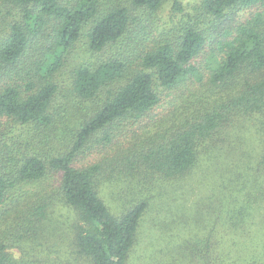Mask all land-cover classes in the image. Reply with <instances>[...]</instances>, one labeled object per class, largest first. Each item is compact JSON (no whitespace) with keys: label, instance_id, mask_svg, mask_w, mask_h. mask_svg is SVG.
<instances>
[{"label":"trees","instance_id":"1","mask_svg":"<svg viewBox=\"0 0 264 264\" xmlns=\"http://www.w3.org/2000/svg\"><path fill=\"white\" fill-rule=\"evenodd\" d=\"M166 1L0 0V264H264V0Z\"/></svg>","mask_w":264,"mask_h":264},{"label":"rangeland","instance_id":"2","mask_svg":"<svg viewBox=\"0 0 264 264\" xmlns=\"http://www.w3.org/2000/svg\"><path fill=\"white\" fill-rule=\"evenodd\" d=\"M175 1H181L189 13L193 12L194 8L199 6L200 3V0H167L165 3L164 11L160 15V20H162V23L160 24L161 27L164 25L165 22H169V19L172 18L173 16L172 5ZM81 57L84 59L89 58V56L84 51H82L73 61H75L77 64L81 60ZM160 217L162 218V214L157 213V211L150 213L146 217L143 225L144 227L140 231V235H139V246H137V249L132 254L130 264H142V262L144 261L143 257L147 258L144 264H148V261L150 262L149 264H151L152 261L151 258L153 255L154 258H157L158 264H160V262H166L168 258L167 251H169V247L165 245L166 239L165 237H163L164 231H162L163 228L161 227ZM64 228L67 229V225H64ZM60 241L61 240L54 242L52 241L53 243L50 245V247H48L50 248L49 254L51 256L50 260H52V264L54 262H57L56 260L58 261L60 260L59 257L61 252L59 246H63L62 245L63 243L60 244ZM55 242H57V246H53ZM67 249H69V246ZM13 251L15 253L16 258L20 260L19 251L17 249H14ZM179 255H180L179 253H176L174 255L175 259H177V262L175 264H182V261H179L180 260ZM73 258L74 260L72 262H74L75 264H86V261L82 260V258L79 259L77 255H74ZM75 259H77V261ZM194 264H198V262Z\"/></svg>","mask_w":264,"mask_h":264}]
</instances>
